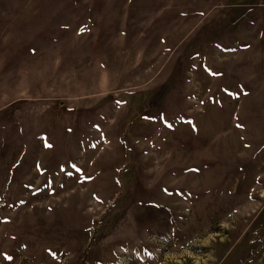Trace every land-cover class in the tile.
I'll return each mask as SVG.
<instances>
[{"label":"rangeland","instance_id":"rangeland-1","mask_svg":"<svg viewBox=\"0 0 264 264\" xmlns=\"http://www.w3.org/2000/svg\"><path fill=\"white\" fill-rule=\"evenodd\" d=\"M0 264H264V0H0Z\"/></svg>","mask_w":264,"mask_h":264},{"label":"snow or ice","instance_id":"snow-or-ice-1","mask_svg":"<svg viewBox=\"0 0 264 264\" xmlns=\"http://www.w3.org/2000/svg\"><path fill=\"white\" fill-rule=\"evenodd\" d=\"M49 147H50V145H49Z\"/></svg>","mask_w":264,"mask_h":264}]
</instances>
